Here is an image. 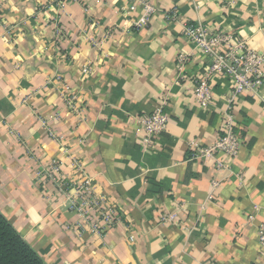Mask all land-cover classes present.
<instances>
[{"label": "crops", "instance_id": "obj_1", "mask_svg": "<svg viewBox=\"0 0 264 264\" xmlns=\"http://www.w3.org/2000/svg\"><path fill=\"white\" fill-rule=\"evenodd\" d=\"M227 2L0 0V211L45 263L264 264V85L232 103L244 143L227 166L190 148L222 134L233 87L215 76L199 105L209 62L186 27L264 55V0ZM161 101L145 150L139 119ZM87 180L114 212L95 233L72 208Z\"/></svg>", "mask_w": 264, "mask_h": 264}, {"label": "built area", "instance_id": "obj_2", "mask_svg": "<svg viewBox=\"0 0 264 264\" xmlns=\"http://www.w3.org/2000/svg\"><path fill=\"white\" fill-rule=\"evenodd\" d=\"M239 0H228L227 6L234 5ZM185 36L198 51L207 59L206 73L196 83L193 95L202 108H207L213 99V79L217 75L227 77L233 87V95L230 97V105L225 114L222 134L209 146H198L191 143L193 150L192 158L199 160H214L218 167L227 166L229 161L238 156L244 140L235 125V116L232 103L236 96L245 92L258 95L264 85V55L252 49L244 40L234 37L233 33L217 31L208 28L202 23H193L185 29ZM182 68L187 56H179ZM170 115L166 111V102L161 101L154 112L139 119V125L143 136L140 143L145 150H150L157 137L167 129ZM224 156V159L220 158ZM226 159V160H225ZM59 187L68 185L64 178H57ZM80 193L77 208L81 218L90 226L92 232H99L101 224L104 228L114 225V212L109 208L106 201L95 195L89 180L83 182L78 189ZM171 217L163 216V221L171 220ZM259 243L264 247V226L260 225L257 233ZM134 240V236L130 237Z\"/></svg>", "mask_w": 264, "mask_h": 264}, {"label": "trees", "instance_id": "obj_3", "mask_svg": "<svg viewBox=\"0 0 264 264\" xmlns=\"http://www.w3.org/2000/svg\"><path fill=\"white\" fill-rule=\"evenodd\" d=\"M0 264H47L0 211Z\"/></svg>", "mask_w": 264, "mask_h": 264}]
</instances>
